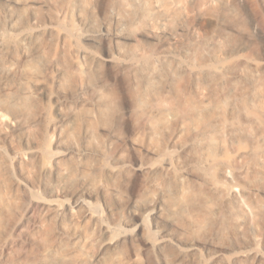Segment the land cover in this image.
Masks as SVG:
<instances>
[{"label": "bare ground", "instance_id": "obj_1", "mask_svg": "<svg viewBox=\"0 0 264 264\" xmlns=\"http://www.w3.org/2000/svg\"><path fill=\"white\" fill-rule=\"evenodd\" d=\"M248 23L264 0H0V264H237L208 236L238 206L214 133Z\"/></svg>", "mask_w": 264, "mask_h": 264}, {"label": "rangeland", "instance_id": "obj_2", "mask_svg": "<svg viewBox=\"0 0 264 264\" xmlns=\"http://www.w3.org/2000/svg\"><path fill=\"white\" fill-rule=\"evenodd\" d=\"M50 12L57 16L56 13L59 11L57 7H52ZM247 27L256 37L260 50L251 56V62L245 64L242 62L249 79L236 80L240 90L235 92L227 87L226 94L218 98L219 106L223 108L218 114L220 118L219 122L217 120L218 133H214L217 138L222 139L228 157H233L237 151L244 152L238 166L228 165L226 175L218 180L222 188L233 187L238 206L236 209L222 208L221 221L225 228L219 233H210L208 241L210 244L218 245L226 257L237 254L240 258L237 264H264V69H262L264 68V34L256 32L251 23H248ZM253 96L259 113L257 121L250 113L240 112L233 117L230 115L227 109L229 99L232 101L235 99L236 105L239 106L242 100L250 103ZM49 108L46 106L48 118L49 116L54 118L55 115ZM233 128L239 132L230 131ZM249 130L256 137L255 142L246 136ZM49 144L53 148L50 139L44 141V145L49 146ZM131 145H133L132 141L129 142V147ZM255 151L259 154L256 158L257 165H252L251 154ZM232 220H237L239 224L236 235L229 228ZM202 255L206 257L207 251L203 250Z\"/></svg>", "mask_w": 264, "mask_h": 264}]
</instances>
